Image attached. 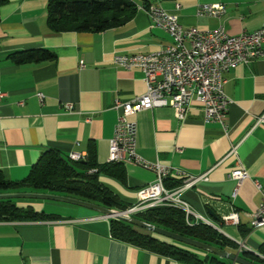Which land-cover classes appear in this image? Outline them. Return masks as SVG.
Wrapping results in <instances>:
<instances>
[{
	"label": "crops",
	"instance_id": "0c3cea01",
	"mask_svg": "<svg viewBox=\"0 0 264 264\" xmlns=\"http://www.w3.org/2000/svg\"><path fill=\"white\" fill-rule=\"evenodd\" d=\"M132 1L136 11L129 20L99 32L51 30L47 0H5L0 6V170L7 180L24 179L46 150L64 158L75 152L85 159L91 153L97 165L108 162L117 115L114 100H129L145 91L142 72L116 65L113 56L144 54L170 42L167 32L151 23L145 5L160 6L185 29L222 26L235 35L264 25V0ZM200 3H221L226 11L217 18L197 16ZM38 48L51 51L54 59L14 60V54ZM224 78L229 100L225 127L204 122L202 104L195 99L182 121L170 107L143 110L136 115V152L150 163L204 174L181 191V198L230 242L244 240L258 253L264 226L252 228L251 220L264 194L254 184L258 181L264 188V54L230 68ZM65 103L73 109L67 110ZM233 145L236 156L228 155ZM119 166L122 178L103 171L98 180L129 207L136 201V191L155 174L134 163ZM238 167L247 173L240 181L229 177ZM168 178L174 185L167 188L180 181L174 173ZM30 200L20 204L55 217L0 220V264H187L113 238L110 217L98 211ZM232 212L237 224L223 218ZM192 248L202 257L209 253ZM224 250L245 258L236 244ZM221 258L224 264H236Z\"/></svg>",
	"mask_w": 264,
	"mask_h": 264
},
{
	"label": "built area",
	"instance_id": "2783aa9c",
	"mask_svg": "<svg viewBox=\"0 0 264 264\" xmlns=\"http://www.w3.org/2000/svg\"><path fill=\"white\" fill-rule=\"evenodd\" d=\"M223 6L221 3H200L197 5L196 15L217 18L222 15ZM144 11L155 27L167 32L170 42L144 54L113 56V63L116 65L127 69L138 68L142 72L145 91L129 100H114L113 108L117 115L113 135L108 143V161L134 163L155 174L152 182L136 191L135 203L122 211L133 216L151 207L169 206L182 210L188 225L198 222L211 225L209 220L193 212L180 196L181 191L193 187L205 175H190L169 165L150 163L138 155L136 115L154 107H170L176 118L182 121L188 105L195 99L202 104L204 122H217L225 127L229 100L223 91L224 73L264 54V25L250 32L242 31L233 35L222 26L213 29H185L178 23L175 15L153 4L145 5ZM79 64L83 66L82 62ZM2 96L0 91V98ZM37 96L42 101V94L37 93ZM64 106L67 110L73 109L71 104L65 103ZM228 155L236 156L235 145L230 148ZM69 159L77 161L83 159V156L72 152ZM171 173L178 175L180 182L173 188H167L164 179ZM229 177L240 181L247 177V173L243 167H238L230 171ZM254 184L258 190L263 191L261 183L254 181ZM223 218L231 224L238 223L234 212ZM262 226L264 194L251 220L252 228ZM234 243L238 252L247 251L261 256L251 250L244 240H234Z\"/></svg>",
	"mask_w": 264,
	"mask_h": 264
},
{
	"label": "trees",
	"instance_id": "16d2710c",
	"mask_svg": "<svg viewBox=\"0 0 264 264\" xmlns=\"http://www.w3.org/2000/svg\"><path fill=\"white\" fill-rule=\"evenodd\" d=\"M4 2L0 0V6ZM135 11L136 5L132 0H47L46 4L47 25L55 32H99L124 23ZM13 57L16 62H29L52 60L55 56L46 48H38L22 51ZM121 164L108 161L97 165L91 153L85 159L73 161L52 150H46L22 180H7L0 170V192L52 193L125 210L128 206L120 203L98 180V175L103 171L113 172L122 178L124 170L119 166ZM168 181L170 179L166 177V186L174 185ZM47 217L55 216L38 213L32 206L18 203L17 199H0V220H36ZM134 217L221 249L228 245L235 247V244L208 224L198 222L188 225L184 212L174 207L155 206ZM110 233L117 240L187 264H224L220 257L212 253L202 257L188 245L161 238L156 233L120 219L110 218ZM257 251L262 257L250 252H245L244 256L256 264H264V243Z\"/></svg>",
	"mask_w": 264,
	"mask_h": 264
},
{
	"label": "water",
	"instance_id": "95a60500",
	"mask_svg": "<svg viewBox=\"0 0 264 264\" xmlns=\"http://www.w3.org/2000/svg\"><path fill=\"white\" fill-rule=\"evenodd\" d=\"M0 199H51L66 203H71L79 206H84L95 211H98L110 218H116L126 221L134 226L146 229L158 235L165 236L171 240L186 244L188 246L201 249L205 252L212 253L222 258L230 260L236 264H256L253 261L247 260L244 257L238 255V253H232L221 249L219 247L198 241L196 239L180 235L170 230L155 226L153 224L144 222L133 216L126 215L122 210H112L99 204L91 203L74 197L57 195L52 193H41L31 191H16V192H0Z\"/></svg>",
	"mask_w": 264,
	"mask_h": 264
},
{
	"label": "rangeland",
	"instance_id": "374dc122",
	"mask_svg": "<svg viewBox=\"0 0 264 264\" xmlns=\"http://www.w3.org/2000/svg\"><path fill=\"white\" fill-rule=\"evenodd\" d=\"M47 200H48V202H52V203H62L61 201H56V200H51V199H47ZM28 201H31V200L30 199H17L18 203H29ZM160 237L164 238V239H169V238H167L165 236H161V235H160Z\"/></svg>",
	"mask_w": 264,
	"mask_h": 264
},
{
	"label": "bare ground",
	"instance_id": "6f19581e",
	"mask_svg": "<svg viewBox=\"0 0 264 264\" xmlns=\"http://www.w3.org/2000/svg\"><path fill=\"white\" fill-rule=\"evenodd\" d=\"M225 11H226V7H225V6H223V7H222V14H224V13H225Z\"/></svg>",
	"mask_w": 264,
	"mask_h": 264
}]
</instances>
